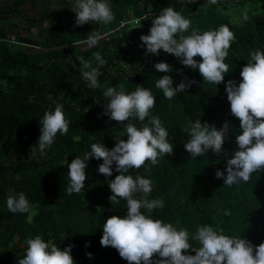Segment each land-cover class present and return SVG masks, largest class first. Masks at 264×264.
Listing matches in <instances>:
<instances>
[{
    "label": "trees",
    "instance_id": "1",
    "mask_svg": "<svg viewBox=\"0 0 264 264\" xmlns=\"http://www.w3.org/2000/svg\"><path fill=\"white\" fill-rule=\"evenodd\" d=\"M21 3L14 0L0 8V264H17L25 254L27 239L36 236L62 250L73 245L74 264H128L115 248L100 244L105 220L127 212L126 201L119 205L109 201L108 180L119 174L115 162L112 176L105 177L98 172L102 158H90L84 189L71 195L66 191V160L71 163L77 156L83 158L93 143L111 149L116 137L127 139L124 124L104 114L108 98L103 92L108 87L126 94L137 88L149 89L156 97L150 115L160 118L173 144V153L158 157L156 165L146 163L125 173L150 179L153 187L147 198L164 201L162 208L150 214L142 208L145 215L185 229L190 236L200 226L209 225L226 235L246 238L253 245L264 242V171L231 186L224 184L223 177H216L217 170L227 175V159L236 150V136L241 131L239 119L230 112L225 86L228 80L239 84L251 53L264 52V0H217L216 4L208 0H107L114 14L111 23L93 21L75 27L76 13L71 8L60 11L50 7L27 17L18 11ZM169 6L191 21L184 35L193 29L203 33L223 25L234 33L224 61L229 72L219 85L203 82L198 70L184 66L163 50L158 55L146 54L140 37L149 33L152 19ZM140 14L147 17L141 28L130 22L118 25ZM245 14L247 20L243 19ZM117 26L106 39L99 37L96 46L84 43L93 33L100 35ZM96 52L105 60L103 65L95 60ZM80 57L98 68L100 87H88L79 71ZM157 62L168 63L172 71H156ZM164 75L172 77L173 87L181 80L196 83L168 100L155 87ZM57 105H62L69 121L68 132L58 133L41 154L37 145L40 118ZM198 119L217 129L229 123L224 152L209 150L195 158L185 149L189 124ZM130 122L140 128L148 124V118L144 122L131 118ZM21 192L30 211L10 212L7 197H18ZM141 195L136 193L134 198ZM225 210L230 215H225ZM187 254L195 253L189 249Z\"/></svg>",
    "mask_w": 264,
    "mask_h": 264
},
{
    "label": "clouds",
    "instance_id": "2",
    "mask_svg": "<svg viewBox=\"0 0 264 264\" xmlns=\"http://www.w3.org/2000/svg\"><path fill=\"white\" fill-rule=\"evenodd\" d=\"M188 2L192 3L194 0ZM208 2L216 4L217 0ZM71 11L76 13L74 27L93 21L109 24L114 20L107 0H75ZM141 15L145 17L144 14L134 17ZM243 19L247 20L248 16L245 14ZM140 23L141 21H137V26ZM190 27L189 19L173 7H166L152 19L149 33L141 35V46H146V54L158 55L161 50L172 54L184 66L198 70L203 82L219 85L229 72V65L224 61L231 42L235 40L234 33L227 25H223L217 30L203 33L193 29L190 35H184ZM98 39L99 36L93 33L84 43L94 47ZM93 56L99 65L105 63L99 52L93 53ZM197 56L201 58L199 61L195 59ZM79 61V71L88 87H100L98 68L92 67L83 57ZM154 67L159 72L172 71L166 62H157ZM240 76L242 79L239 84L235 80H228L225 86L230 112L239 119L241 130L236 136L237 148L231 158L227 159V175L220 170L216 172V177H223L224 184L228 186L240 181L248 182L254 172L264 171V52L251 53L250 61L242 67ZM193 83L196 81L181 80L173 87L172 77L164 75L156 81L155 87L163 93L165 99L171 100ZM103 95L108 98V102L104 104V114L110 120L124 124L127 139L116 137V143L111 149L103 144L93 143L91 151L85 153L83 158L77 156L71 163L66 160L64 164L68 169L69 180L66 191L71 195L84 189L85 169L90 158H102L103 163L98 165V172L105 177L112 176V165L115 162V170L119 174L108 180L111 191L109 201L111 205H119L121 200L126 201L127 212L126 215H112L105 220L100 238L101 246L115 248L128 264H264V242L253 245L246 238L226 235L222 229L217 231L209 225L200 226L190 236L187 230H178L171 223L153 219L151 215H145L141 211L143 208L150 214L154 209L162 208L164 201L147 198L153 187L150 179L139 175L134 178L125 173H129L130 169L138 170L146 163L156 165L158 157L173 153V144L168 139L169 133L162 126L160 118L150 115L156 97L149 89L137 88L126 94L123 90L108 87ZM131 118H138L140 122L148 118V124L138 128L130 122ZM40 125L41 134L37 145L43 154L54 143L58 133L66 135L68 132L69 121L62 112V105L46 111L40 118ZM228 130L227 121L220 129L207 122L202 124L200 119L190 122L187 131L189 138L184 147L195 158L209 150L222 153ZM136 193L142 194L140 198H134ZM6 204L13 213L30 211L29 201L23 192L18 197L9 195ZM225 215H230V212L225 210ZM190 239L197 246H193ZM72 247L73 245H68L62 250L36 236L27 239L25 254L18 259L17 264H74ZM189 249L195 254H187ZM87 255L91 257L92 254Z\"/></svg>",
    "mask_w": 264,
    "mask_h": 264
},
{
    "label": "crops",
    "instance_id": "3",
    "mask_svg": "<svg viewBox=\"0 0 264 264\" xmlns=\"http://www.w3.org/2000/svg\"><path fill=\"white\" fill-rule=\"evenodd\" d=\"M14 0H0V8L4 9L10 6ZM22 3L17 7L23 16H35L43 9L55 7L60 11L68 10L72 7L75 0H20Z\"/></svg>",
    "mask_w": 264,
    "mask_h": 264
},
{
    "label": "built area",
    "instance_id": "4",
    "mask_svg": "<svg viewBox=\"0 0 264 264\" xmlns=\"http://www.w3.org/2000/svg\"><path fill=\"white\" fill-rule=\"evenodd\" d=\"M142 20H143V15H141V16H139V17L129 18L128 20H122V21L119 22L118 25H122V26H123V25H125L126 23L130 22V23L133 24V26H135V27H137V28H141V27H142V24L140 23V25L137 26V21H142ZM117 28H118V26L115 27V28H113V29H111V30H109V31H106V32L100 33V35H98V36H99V37H103L104 39H106V38H107V35L110 34V33H113V31H114L115 29H117Z\"/></svg>",
    "mask_w": 264,
    "mask_h": 264
},
{
    "label": "rangeland",
    "instance_id": "5",
    "mask_svg": "<svg viewBox=\"0 0 264 264\" xmlns=\"http://www.w3.org/2000/svg\"><path fill=\"white\" fill-rule=\"evenodd\" d=\"M26 48H29V47H26Z\"/></svg>",
    "mask_w": 264,
    "mask_h": 264
}]
</instances>
